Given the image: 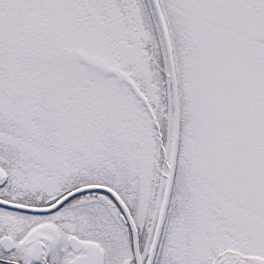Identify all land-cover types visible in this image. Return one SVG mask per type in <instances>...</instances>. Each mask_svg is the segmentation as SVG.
<instances>
[{"label": "snow or ice", "instance_id": "1", "mask_svg": "<svg viewBox=\"0 0 264 264\" xmlns=\"http://www.w3.org/2000/svg\"><path fill=\"white\" fill-rule=\"evenodd\" d=\"M0 264H264V0H0Z\"/></svg>", "mask_w": 264, "mask_h": 264}]
</instances>
